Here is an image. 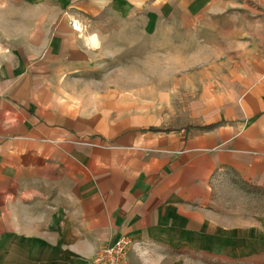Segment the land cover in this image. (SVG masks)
Listing matches in <instances>:
<instances>
[{"label":"crops","instance_id":"1","mask_svg":"<svg viewBox=\"0 0 264 264\" xmlns=\"http://www.w3.org/2000/svg\"><path fill=\"white\" fill-rule=\"evenodd\" d=\"M163 6L181 15L184 0ZM140 9L154 22L153 0H0V264H88L119 235L128 264L264 250V233L229 223L213 191L217 178L264 190V76L246 71L239 100L228 93L227 124L142 131L121 110L109 123L123 102L70 81L90 36L107 38L92 26L122 27Z\"/></svg>","mask_w":264,"mask_h":264},{"label":"rangeland","instance_id":"2","mask_svg":"<svg viewBox=\"0 0 264 264\" xmlns=\"http://www.w3.org/2000/svg\"><path fill=\"white\" fill-rule=\"evenodd\" d=\"M153 1L157 11L151 24L140 9L122 27L110 24L101 32L92 26L107 38L76 63L70 81L101 87L112 102H123L109 110V123L121 110L139 121L130 130L172 129L215 118L227 124L228 93L234 91L239 100L243 80L246 86L252 81L246 71L255 80L264 76V0H184L181 15L164 8L167 0ZM214 185L215 201L229 223L264 233V190L227 178ZM222 264H264V250Z\"/></svg>","mask_w":264,"mask_h":264},{"label":"built area","instance_id":"3","mask_svg":"<svg viewBox=\"0 0 264 264\" xmlns=\"http://www.w3.org/2000/svg\"><path fill=\"white\" fill-rule=\"evenodd\" d=\"M130 246V239L125 235H119L111 242L100 246L88 264H128L127 252Z\"/></svg>","mask_w":264,"mask_h":264},{"label":"bare ground","instance_id":"4","mask_svg":"<svg viewBox=\"0 0 264 264\" xmlns=\"http://www.w3.org/2000/svg\"><path fill=\"white\" fill-rule=\"evenodd\" d=\"M76 27L80 28V26L78 24H76ZM87 39V38H86ZM90 41L92 43V45H97L98 44V40L96 39L95 35H91L90 36ZM89 43V42H88ZM90 44V43H89Z\"/></svg>","mask_w":264,"mask_h":264}]
</instances>
